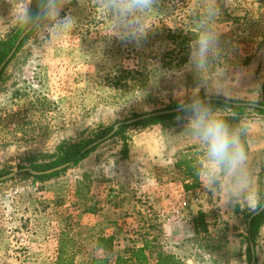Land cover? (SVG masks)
Here are the masks:
<instances>
[{
    "label": "rangeland",
    "instance_id": "rangeland-1",
    "mask_svg": "<svg viewBox=\"0 0 264 264\" xmlns=\"http://www.w3.org/2000/svg\"><path fill=\"white\" fill-rule=\"evenodd\" d=\"M89 4L90 0L83 5L71 0L65 6L62 15L71 14L76 24L62 46L51 47L32 33L3 69L0 171L1 176L20 171L0 180V264H91L94 256L104 254L94 252L101 234H116L122 241L118 246L124 247L140 240L144 226L149 235L169 233L153 220L152 204L145 203L144 211L138 207L116 211L124 200L108 197L104 188L95 189L91 172L107 173L108 164L95 162L119 163L141 131L161 124L124 123L129 126L120 134L98 144L78 165L50 178L39 179L22 170L32 168V160H49L47 155L63 144L93 138L105 126L167 108L179 102L181 92L187 99L199 82L189 67L193 35L188 0H161L139 46L108 37L106 18ZM22 6L19 0H0V38L17 26L12 10ZM219 7L221 55L209 75L219 79L229 99L253 101L258 90L262 101L264 0H219ZM200 95L205 96L203 88ZM218 108L227 115L233 112L227 106ZM240 118L230 123L244 120L250 127L246 143L250 169L264 194V116L247 107ZM174 124L183 122L175 119ZM207 192L194 194L188 208L192 219L200 210L205 212L208 231L200 227L184 244L173 245L184 253L185 264H252L251 213L225 206L220 193ZM254 248L255 264H264V224Z\"/></svg>",
    "mask_w": 264,
    "mask_h": 264
},
{
    "label": "clouds",
    "instance_id": "clouds-1",
    "mask_svg": "<svg viewBox=\"0 0 264 264\" xmlns=\"http://www.w3.org/2000/svg\"><path fill=\"white\" fill-rule=\"evenodd\" d=\"M22 7L14 8L12 15L23 33H35L51 47L62 46L70 37L76 18L62 12L71 0H19ZM83 5L84 0H79ZM161 0H90L89 7L106 18V35L137 46L146 38L151 18L159 13ZM191 9L193 39L189 43V67L199 78L191 95L178 94L177 122H183L197 151L196 172L209 191L220 193L225 206L246 209L252 214L264 212V194L255 183L250 169L246 143L249 125L241 120L230 123L224 108L213 107L210 97L223 94L229 97L209 70L221 55V15L219 0H188ZM220 73L216 76L219 77ZM205 90V98L200 90ZM252 105L259 104V92L254 93ZM103 249L96 245L95 254ZM98 260H106L110 253Z\"/></svg>",
    "mask_w": 264,
    "mask_h": 264
},
{
    "label": "crops",
    "instance_id": "crops-1",
    "mask_svg": "<svg viewBox=\"0 0 264 264\" xmlns=\"http://www.w3.org/2000/svg\"><path fill=\"white\" fill-rule=\"evenodd\" d=\"M228 118L230 122L241 119L240 115L237 116L233 112L228 114ZM163 126L162 124L155 125L153 129L141 131L128 146L126 155L118 158L121 159L119 163L117 160L110 163L108 161L95 162L98 155L93 158L97 165L105 163L110 166L105 174L94 170L91 172L95 173L92 176L95 189L104 188L108 197L124 200L123 206L119 203V207L114 208L116 211L120 212L131 207H138L144 211L145 203L152 204L153 210L154 208L156 210L153 220L159 224L160 228L164 227V230L169 232L168 235L163 236L149 235V230H146L142 220L140 227H144L140 228V240L134 245L128 244L124 247L118 246L120 241L118 242L116 234H101L114 236V249L108 251L111 257L127 246H146L145 252L149 264H157L160 258L159 252L162 251L172 254L185 264L184 253L173 244H184L192 237L190 232L195 231V225L194 217L192 219L189 213L188 205H192L189 199H194L192 197L194 194L202 196L208 192L198 176L197 184L193 185V176L185 172L184 166L176 165L181 158H193L194 164L197 161L196 146L187 131L183 130V125L165 126L168 128H162ZM247 151L249 153V150ZM175 210H179L178 214ZM95 225L100 226V221L96 220ZM101 251L104 253L102 249ZM207 254L210 253L207 252Z\"/></svg>",
    "mask_w": 264,
    "mask_h": 264
},
{
    "label": "trees",
    "instance_id": "trees-1",
    "mask_svg": "<svg viewBox=\"0 0 264 264\" xmlns=\"http://www.w3.org/2000/svg\"><path fill=\"white\" fill-rule=\"evenodd\" d=\"M33 9H35V0H34ZM22 32H23L22 29L16 26L13 28L12 32L9 34L8 37L0 38V64L7 57L11 49L14 47L16 40L19 38ZM31 35L32 33H28L25 36V38L21 41V44L18 47L16 53L21 49V47L30 38ZM176 37L177 36L174 35V38H173L174 41H176ZM15 54L13 55V57L15 56ZM2 74H3V71L0 75V79H1ZM201 97H205V96L201 95ZM215 97H221V96H215ZM178 103H179L178 101H173L171 105H169L167 108L178 107ZM211 103L213 107H223V106L230 107L233 113H235L237 116L245 113L247 109V106L228 104L222 100H217V99H211ZM259 103L262 104L263 106L254 107V109L258 113L264 116V99L262 101H259ZM176 116H177V112L162 114V115L152 116L149 118L139 120L133 124L141 125L145 127L154 125V124H162L164 126H169L174 123ZM127 126H129V124L121 125L119 130L114 135L120 134L123 131V129H125ZM113 128H114V124H111V125H108V126H105L99 129L93 138L92 137L91 138H81L72 143L63 144L61 145V147L58 148L56 152L47 155L49 156V160L42 161V162L41 161L34 162L31 159L32 162L30 166L36 170H46V169H49L54 166L60 165L62 163H67V162H69L70 165L64 170L70 167L76 166L82 160L87 158L91 154V152L96 150L98 147L97 145L90 147V145L96 139L104 137L105 135L110 133L113 130ZM176 165L178 167L184 166L185 172L187 174H191L194 178L193 185L197 184L196 182L198 179L197 177L198 175L196 172V167H195L193 158L192 159L181 158L180 160H178ZM60 172L61 171H56L54 173L36 175V178L46 179V178H50L52 176L58 175ZM1 175H2V172L0 171V176ZM252 215L253 214L251 213L250 217ZM193 221H194L195 229H200V227H202L203 230L208 231L209 224L206 220V215L204 211L200 210L198 216L194 217ZM263 224H264V212H260L252 216V219L249 221V224H248V232H249L248 239L250 241H253L254 243L257 241V237L261 233V228ZM96 245H101L103 249H106L107 251H112L114 249V236L110 234L100 235L97 239ZM145 248L146 246L145 247L127 246L122 251L117 253L114 257L110 256L106 260L97 259V257H102L104 254L94 256L92 258L91 264H149L148 256L145 252ZM251 250H252L251 247H248L250 260H252V254L250 252ZM159 257L160 258L157 264H183L180 260H178L172 254H168V253L166 254L163 251L159 252Z\"/></svg>",
    "mask_w": 264,
    "mask_h": 264
},
{
    "label": "water",
    "instance_id": "water-1",
    "mask_svg": "<svg viewBox=\"0 0 264 264\" xmlns=\"http://www.w3.org/2000/svg\"><path fill=\"white\" fill-rule=\"evenodd\" d=\"M25 34L22 32V34L19 36V38L16 40L15 42V45L14 47L11 49V51L9 52V54L7 55V57L2 61V63L0 64V75L3 71V69L5 68V66L7 65V63L10 61V59L13 57V55L16 53L18 47L20 46L21 44V41L25 38ZM202 98H205V97H202ZM210 99H217V100H222L228 104H233V105H244V106H247V107H258V106H263L262 104H257V105H252L251 104V101H238V100H232L230 99V101L227 100V98H224V97H215V96H211ZM174 112H177V107H174V108H164V109H160V110H156V111H152V112H147V113H144V114H141V115H138L134 118H130L126 121H120V122H117L115 125H114V128L113 130L108 133L107 135H105L104 137H101V138H98L96 139L91 145L90 147L92 146H96L98 144H100L101 142L107 140L108 138H110L111 136H113L120 128V126L124 123H132V122H137L139 120H142V119H145V118H149V117H152V116H157V115H162V114H168V113H174ZM70 165L69 162L67 163H62L60 165H57V166H54L52 168H49V169H46V170H36V169H33V168H30V167H27V168H24L22 170H28L29 172H31L32 174H35V175H42V174H49V173H54L56 171H61L65 168H67L68 166ZM20 170H14V171H11L10 173L8 174H5L3 176L0 177V180H3V179H7V178H12L14 177ZM255 215V214H253ZM252 215V216H253ZM252 216L250 217L249 221L252 219ZM251 248H252V264H255L256 262V257H255V248H254V242L251 241Z\"/></svg>",
    "mask_w": 264,
    "mask_h": 264
},
{
    "label": "built area",
    "instance_id": "built-area-1",
    "mask_svg": "<svg viewBox=\"0 0 264 264\" xmlns=\"http://www.w3.org/2000/svg\"><path fill=\"white\" fill-rule=\"evenodd\" d=\"M177 212H179V210H177Z\"/></svg>",
    "mask_w": 264,
    "mask_h": 264
}]
</instances>
